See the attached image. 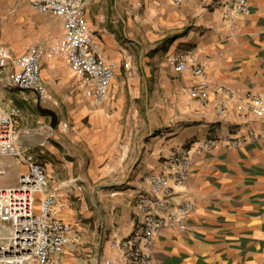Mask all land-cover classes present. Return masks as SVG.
<instances>
[{
	"label": "crops",
	"instance_id": "crops-1",
	"mask_svg": "<svg viewBox=\"0 0 264 264\" xmlns=\"http://www.w3.org/2000/svg\"><path fill=\"white\" fill-rule=\"evenodd\" d=\"M223 1L91 0L87 29L115 69L106 102L93 107L61 50L60 20L29 0H0L2 43L13 56L38 55L50 96L41 104L32 91L13 88L11 65L4 67L0 108L12 115L18 146L44 166L53 217L73 227L55 264L114 258L112 243L138 222L134 198L149 191L147 175L161 173L181 146L249 131L259 138L193 155L188 179L174 189L175 201L193 203L187 228L158 235L152 264H264V114L229 100L218 116L222 97L214 93L199 108L191 68L170 64L193 52L212 86L264 95V0H252L250 14L232 26ZM25 168L0 157V186H15Z\"/></svg>",
	"mask_w": 264,
	"mask_h": 264
},
{
	"label": "built area",
	"instance_id": "built-area-1",
	"mask_svg": "<svg viewBox=\"0 0 264 264\" xmlns=\"http://www.w3.org/2000/svg\"><path fill=\"white\" fill-rule=\"evenodd\" d=\"M40 14H50L62 24L61 50L69 67L80 74L84 97L93 107L104 104L115 78L114 65L104 59L87 29L86 9L91 0H29ZM252 0H224V19L232 26L250 14ZM180 3V0H175ZM187 62L171 59L170 64L182 70L189 66L197 84L198 107L211 104L210 93L222 98L215 104L218 116L228 108L227 101H244L247 111L260 116L264 114V95L251 92L235 93L224 85L210 83L209 73L193 52L187 53ZM10 63V85L15 89L30 90L41 104L50 96L41 77V64L33 51L13 56L0 38V78L4 67ZM16 126L12 115L0 108V157H9L15 163L25 165L17 184L0 188V264H55L53 255L68 245L73 227L53 217L57 206L55 195L47 190L44 166L32 154L14 140ZM264 138V133L262 135ZM259 138L253 131L241 138L223 141L210 138L181 146L167 159L159 174L147 175L144 181L149 191L140 192L134 198L138 222L134 230L113 242L114 258L105 264H152L153 249L158 235L164 231L185 230L193 203L188 199L175 201L176 187H181L191 173L193 155H201L224 143L237 148ZM41 195L38 207L37 196Z\"/></svg>",
	"mask_w": 264,
	"mask_h": 264
},
{
	"label": "rangeland",
	"instance_id": "rangeland-1",
	"mask_svg": "<svg viewBox=\"0 0 264 264\" xmlns=\"http://www.w3.org/2000/svg\"><path fill=\"white\" fill-rule=\"evenodd\" d=\"M130 30V29H129ZM134 59V58H133ZM135 64V63H134ZM252 142H254V141H252ZM251 143V142H250ZM0 185H2V184H0ZM2 187H4V186H0V188H2ZM185 199H187V198H185ZM189 200V199H188Z\"/></svg>",
	"mask_w": 264,
	"mask_h": 264
}]
</instances>
